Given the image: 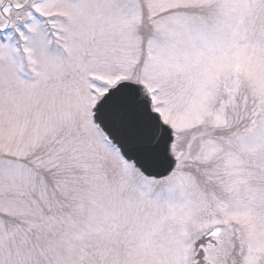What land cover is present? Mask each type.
Instances as JSON below:
<instances>
[{
  "label": "snow or ice",
  "instance_id": "snow-or-ice-1",
  "mask_svg": "<svg viewBox=\"0 0 264 264\" xmlns=\"http://www.w3.org/2000/svg\"><path fill=\"white\" fill-rule=\"evenodd\" d=\"M0 264H264V0H0Z\"/></svg>",
  "mask_w": 264,
  "mask_h": 264
}]
</instances>
